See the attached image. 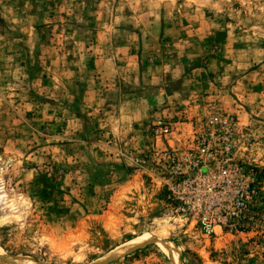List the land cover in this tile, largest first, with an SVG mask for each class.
<instances>
[{
	"label": "rangeland",
	"instance_id": "374dc122",
	"mask_svg": "<svg viewBox=\"0 0 264 264\" xmlns=\"http://www.w3.org/2000/svg\"><path fill=\"white\" fill-rule=\"evenodd\" d=\"M0 264H264V0H0Z\"/></svg>",
	"mask_w": 264,
	"mask_h": 264
},
{
	"label": "crops",
	"instance_id": "0c3cea01",
	"mask_svg": "<svg viewBox=\"0 0 264 264\" xmlns=\"http://www.w3.org/2000/svg\"><path fill=\"white\" fill-rule=\"evenodd\" d=\"M212 66L210 67H207V70L210 71L212 70ZM206 87H208V92H210V96L208 97H205V98H202V100H200L201 102H204V101H210V99H216L217 101L219 100V102H224V99L226 100V93H229V92H224V86L221 84L219 86H216L215 83L213 82H209L208 84H206Z\"/></svg>",
	"mask_w": 264,
	"mask_h": 264
},
{
	"label": "built area",
	"instance_id": "2783aa9c",
	"mask_svg": "<svg viewBox=\"0 0 264 264\" xmlns=\"http://www.w3.org/2000/svg\"><path fill=\"white\" fill-rule=\"evenodd\" d=\"M214 121H219V118H214ZM226 173V171H223V174Z\"/></svg>",
	"mask_w": 264,
	"mask_h": 264
}]
</instances>
